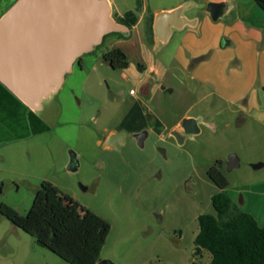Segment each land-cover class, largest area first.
Masks as SVG:
<instances>
[{
    "label": "rangeland",
    "instance_id": "rangeland-1",
    "mask_svg": "<svg viewBox=\"0 0 264 264\" xmlns=\"http://www.w3.org/2000/svg\"><path fill=\"white\" fill-rule=\"evenodd\" d=\"M110 1L118 18L135 11L138 0ZM176 1L143 0L145 12L139 13L141 22L130 39L116 43V36L107 37L98 50L82 57L85 68L76 65L60 91L44 101L37 114L49 130L0 144V205L27 215L35 205L37 190L45 182L51 184L69 196L64 216L72 226L88 211L110 223L102 255L114 264H210L209 253L203 252L202 258L195 253L198 218L216 214L212 196L219 189L207 173L217 161L226 162L230 154L238 155L241 166L230 173L224 167L229 183L226 191L239 208L264 224V166L253 168L264 165V126L250 117L238 123V115L217 114L211 100L202 101L195 93L193 81L178 69L166 70L178 44L176 35L163 48H155L147 38L148 16ZM186 1L200 4L186 14L201 12L210 4L204 0L181 3ZM236 19L231 14L213 21L228 25ZM262 46L246 51L237 43L227 51L245 61L250 55L260 66ZM114 48L129 54L126 70L104 62L103 55ZM156 66L161 75L154 73ZM263 68L257 69L258 76ZM187 112H205L207 117L202 119L201 133L180 145L171 136V127ZM142 131L149 132L144 148L134 138ZM107 132L124 135L125 142L108 147ZM74 154L78 169L73 171ZM60 262L65 261L0 215V264Z\"/></svg>",
    "mask_w": 264,
    "mask_h": 264
},
{
    "label": "water",
    "instance_id": "water-1",
    "mask_svg": "<svg viewBox=\"0 0 264 264\" xmlns=\"http://www.w3.org/2000/svg\"><path fill=\"white\" fill-rule=\"evenodd\" d=\"M194 7L200 5L186 1L154 15L155 48L167 46L176 31L197 25V19L186 15ZM206 9L214 20L219 19V4L210 3ZM113 33L128 37L130 28L116 21L110 0H17L0 18V83L28 109L41 112L44 101L60 91L76 61L93 53ZM202 121L185 117L171 136L182 145L187 137L201 133ZM148 137V131L134 135L140 148ZM124 142V135L112 133L106 145L111 148ZM160 152L166 157L164 149ZM225 166L230 173L240 168L241 160L230 154ZM263 166L259 163L253 168ZM2 192L0 185V197ZM99 264L113 263L104 259Z\"/></svg>",
    "mask_w": 264,
    "mask_h": 264
},
{
    "label": "crops",
    "instance_id": "crops-1",
    "mask_svg": "<svg viewBox=\"0 0 264 264\" xmlns=\"http://www.w3.org/2000/svg\"><path fill=\"white\" fill-rule=\"evenodd\" d=\"M16 1L0 0V18ZM204 1L221 6L219 19L235 14L237 17L236 23L228 25L215 23L206 8L202 9L201 12L193 11L191 14H186L191 19H197V25L195 27H186L173 34L169 44L175 35L177 36L178 44L175 53L167 62L166 70L171 72L173 69H178L189 81H193L195 83V93L200 96L202 101L211 100L209 104L210 106L213 104V106H217L218 111H215L217 114L225 111L238 115L239 123H244L247 120L246 118L250 117L261 126H264V61L261 62V59L259 66L250 55L245 61L237 54L231 57L227 51L230 47L234 48L237 43L244 46L246 51H250L252 46H261L263 44L260 56H264V11L253 0ZM183 3L185 2L181 3V0H177L168 7L155 10L154 15L163 10H171ZM195 8L198 7L193 9ZM144 12L145 10L143 9L142 14ZM139 17L140 23L142 18L140 15ZM139 23L130 30L128 39L116 36V43L129 40L132 31L137 29ZM151 44L155 45L154 43ZM123 51L125 52V50ZM126 54L129 57V54ZM76 65L84 69L86 59L82 58L81 63H75L73 69ZM244 68L246 69L245 72ZM262 68L263 72L258 76L256 73L257 69L262 71ZM145 71L148 73V70ZM153 71L156 75H161V70L158 66ZM258 78H260L263 85L259 83ZM138 84H140L139 88L143 94L142 81H138ZM131 93L137 95V91L133 89ZM136 99L139 98L136 97ZM218 105L222 106V110H220ZM185 117L206 119L207 115L205 112H200L196 115L187 112ZM177 125H173L171 130ZM47 130H49V127L39 118L38 114L28 109L0 83V144L14 143ZM112 133L115 132H107L106 136ZM241 203L245 204L246 201L241 199ZM104 259L108 260L110 258L101 255V260ZM56 264L68 263L60 262Z\"/></svg>",
    "mask_w": 264,
    "mask_h": 264
},
{
    "label": "trees",
    "instance_id": "trees-1",
    "mask_svg": "<svg viewBox=\"0 0 264 264\" xmlns=\"http://www.w3.org/2000/svg\"><path fill=\"white\" fill-rule=\"evenodd\" d=\"M253 1L264 11V0ZM142 9L143 0H138L135 11L114 18L132 30L140 21L138 14ZM153 22L154 14H151L146 21L147 38L151 43H154ZM110 36L128 39L121 33L110 34L105 39ZM103 60L116 70L127 69L130 65L129 57L120 48L105 53ZM225 163L217 161L207 173L219 192L212 197L216 214L198 218L199 232L194 241L196 256L202 258L203 252L209 253L210 264H264V224L260 225L253 215L239 208L227 193ZM68 202L69 196L45 182L37 190L35 205L27 215L7 204L0 205V215L32 236L38 246L68 264H99L111 225L88 211L77 217L72 226L64 216Z\"/></svg>",
    "mask_w": 264,
    "mask_h": 264
},
{
    "label": "flooded vegetation",
    "instance_id": "flooded-vegetation-1",
    "mask_svg": "<svg viewBox=\"0 0 264 264\" xmlns=\"http://www.w3.org/2000/svg\"><path fill=\"white\" fill-rule=\"evenodd\" d=\"M81 61H82V58H80V59H78L77 61H76V64L77 63H81ZM108 65V64H107ZM109 136H106V138H105V140H107V138H108ZM78 169V161H77V156L74 154L73 156H72V158H71V164H70V170H77Z\"/></svg>",
    "mask_w": 264,
    "mask_h": 264
}]
</instances>
